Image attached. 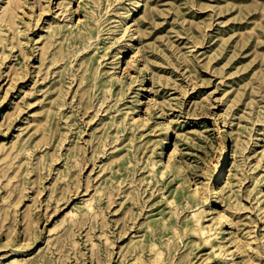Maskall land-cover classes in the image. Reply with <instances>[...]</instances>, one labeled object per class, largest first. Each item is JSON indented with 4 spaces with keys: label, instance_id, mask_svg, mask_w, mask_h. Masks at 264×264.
I'll list each match as a JSON object with an SVG mask.
<instances>
[{
    "label": "rangeland",
    "instance_id": "rangeland-1",
    "mask_svg": "<svg viewBox=\"0 0 264 264\" xmlns=\"http://www.w3.org/2000/svg\"><path fill=\"white\" fill-rule=\"evenodd\" d=\"M0 264H264V0H0Z\"/></svg>",
    "mask_w": 264,
    "mask_h": 264
},
{
    "label": "bare ground",
    "instance_id": "bare-ground-1",
    "mask_svg": "<svg viewBox=\"0 0 264 264\" xmlns=\"http://www.w3.org/2000/svg\"><path fill=\"white\" fill-rule=\"evenodd\" d=\"M223 171H221V173H222ZM218 190H216L215 191V197H216V201L218 202ZM193 226H195L197 229H199L200 231H202V232H205L206 231V227L205 226H203L199 221L198 222H195L194 224H193Z\"/></svg>",
    "mask_w": 264,
    "mask_h": 264
}]
</instances>
